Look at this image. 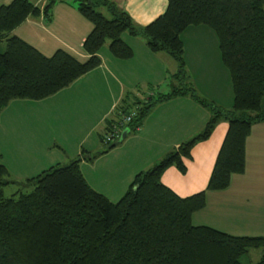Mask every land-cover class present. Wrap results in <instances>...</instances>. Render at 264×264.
Instances as JSON below:
<instances>
[{
  "label": "trees",
  "instance_id": "obj_1",
  "mask_svg": "<svg viewBox=\"0 0 264 264\" xmlns=\"http://www.w3.org/2000/svg\"><path fill=\"white\" fill-rule=\"evenodd\" d=\"M74 1L91 25L82 44L83 60L64 50L47 57L13 34L28 17H49L55 0L43 11L31 0L0 6V41L5 44L0 52V113L14 100L46 99L97 68L106 41L112 57L130 59L132 49L122 39L127 33L145 39L150 52L169 55L178 70L168 93L144 99L126 94L101 142L131 113L121 131L136 133L152 107L178 97L189 96L207 107L210 116L201 134L138 172L117 202L90 188L79 164L114 148L121 133L118 143H103L109 146L100 154L81 151L68 165L26 179L21 185L31 187L29 193L4 196L3 188L16 182L0 163V264H240L249 250L264 249V237L233 236L191 222L205 207L206 192L227 189L231 176L244 172L246 139L253 125L264 123V0H167L165 11L142 28L109 0ZM94 7L105 8L110 19ZM197 26H206L217 39L232 88L230 109L200 98L190 87L181 35ZM219 120L227 129L205 188L179 196L162 183V176L171 167L185 175L193 148L210 138ZM257 264H264V255Z\"/></svg>",
  "mask_w": 264,
  "mask_h": 264
},
{
  "label": "crops",
  "instance_id": "obj_2",
  "mask_svg": "<svg viewBox=\"0 0 264 264\" xmlns=\"http://www.w3.org/2000/svg\"><path fill=\"white\" fill-rule=\"evenodd\" d=\"M12 1L0 0V6ZM31 1L41 11L49 2ZM112 2L115 3V0ZM119 3L118 7L130 16L137 28L150 24L167 7V0H119ZM76 7L66 0H55L50 6L49 17L46 18L43 13L28 17L13 34L47 57L57 50H64L83 60L87 56L82 50V44L91 25ZM203 27H190L181 35L189 82L200 98L230 109L233 102L232 88L227 80L229 74L220 63L217 44L213 46L211 43L200 42L185 45L184 36L195 41L202 33L210 35L209 32H203L206 31ZM122 39L132 49L130 59L118 60L111 56L108 49L101 50V64L68 87L39 101L14 100L1 111L0 163L6 167L13 182L22 183L53 165L71 162L78 156L81 157V151L100 154L104 151L101 137L108 121L117 118L116 109L124 96L132 93L137 98L144 99L147 94L155 95V90L141 95L138 89L142 90V86H160L172 81V76L178 70L175 60L164 52H150L142 37L124 33ZM4 48V42L0 41V52ZM199 68H205L209 76L213 74L212 70L222 75L223 80L218 78L220 85L214 93L208 84L212 80L205 75H198ZM209 116L208 111L189 96L158 103L149 110L136 134L132 135L128 131L125 138L108 152L91 161L82 159L80 171L90 188L111 202H117L138 172L148 170L171 150L200 134ZM261 125L264 123L251 127L246 139L245 156L248 144L253 140V133L261 130L259 127L264 129ZM223 127L215 134L214 142L211 135L207 141L193 148L192 160L187 170L188 173L192 167L197 168L193 180L187 183L179 180L188 174L181 175L171 167L162 176V183L182 197L204 189L227 125ZM125 130L126 128L122 133ZM201 165L203 170L200 174ZM227 189L206 192L207 201L212 195L223 197L229 194ZM228 205L221 206L217 211L229 209ZM234 211L229 210L228 215Z\"/></svg>",
  "mask_w": 264,
  "mask_h": 264
},
{
  "label": "rangeland",
  "instance_id": "obj_3",
  "mask_svg": "<svg viewBox=\"0 0 264 264\" xmlns=\"http://www.w3.org/2000/svg\"><path fill=\"white\" fill-rule=\"evenodd\" d=\"M66 1H68L69 3H73L75 6L77 5V2H75L74 0H66ZM109 1L112 2V0H109ZM119 4H120L119 0H115V5L117 7ZM94 10L103 14V16L106 17L107 19H110L111 17L106 12L105 8L103 7H94ZM192 28H195V27H192ZM203 28L206 30L203 32H209L210 35H208V33L207 34L202 33L200 37L196 39L195 41L188 40L184 36L185 45L190 46L192 43L198 44L200 42H201L200 44L211 43L213 44V46L214 44H217V41L215 39L213 32L206 26H204ZM108 44H109V41H106L103 47L101 48V50L102 51L107 50ZM217 48H218V44H217ZM212 51L213 50L211 48L210 52ZM218 54H219V51H218ZM212 61L214 62V59H212ZM214 68L216 67L214 66ZM216 69L219 70L218 68ZM226 72L228 71L226 70ZM212 73L213 74L209 76V73L208 74L206 73L205 68H199L198 75L200 76L205 75L207 79L212 80V82H209L208 84L211 86L212 88L211 91H213L214 93L215 90L220 85L219 79L223 80V77L219 72L215 70H212ZM227 80L230 84L229 77ZM137 85L138 84H136V86ZM142 87L145 89L142 88L141 94H146L151 89L155 90L153 91L155 94L156 93L157 94L158 93H168L171 91L170 80L169 82L168 81L164 82L160 86H156V84L154 85L147 84L146 86H142ZM190 87H193L191 83H190ZM157 88L159 89V91ZM134 92H136V90H134ZM202 108L207 110L210 115V112L207 107H202ZM224 125H226V122H224L223 120L218 121V123L215 126L214 131L212 132L213 134H211L213 135L211 139L212 142H214V139L216 137L215 134L218 133L220 130H222L224 128L223 127ZM261 126H264V125H261ZM259 128L262 131L258 130L255 133H253L252 135L253 140H250V143L248 144L247 155L245 156L244 172L241 174H233L231 176L230 183L227 189L229 194L223 197L212 195V197L209 198L208 201L205 197V200H206L205 207L202 210H200L201 212L198 213L197 215L195 214L192 215L191 222L193 225L197 226V225L208 224V226L216 228L220 232L228 233L229 235H233V236L264 237V134H263L264 129L262 127H259ZM136 133H132V135ZM121 134H122V131H121ZM115 142L117 141L115 140L113 143ZM200 143H203V142H200ZM108 146L109 145L107 146L101 145L103 150L106 149ZM260 152H263V154L261 155ZM69 163L70 162L66 164L62 163V164L53 165V166L62 167V166L68 165ZM202 167L203 165H201L200 174L203 170ZM196 170L197 168L192 167L190 171L187 173L188 176L185 177L184 179H179V180H182L186 183L189 182L190 180H193V177H195ZM22 183H16L14 185H8L7 187H4L3 188L4 196L10 197L12 195H15L17 192L29 193L32 188L31 187L24 188L21 185ZM167 183L169 185V182ZM207 196L209 197L210 195H207ZM225 204L227 205L229 204L228 205L229 209L225 208L221 210L220 212H218L217 210L221 206H224ZM229 210H235V211L233 212V214L228 215ZM196 216H197V219H196ZM197 223H205V224H197ZM263 255H264V249L262 248L252 249L239 258V263L240 264H257L262 259Z\"/></svg>",
  "mask_w": 264,
  "mask_h": 264
},
{
  "label": "built area",
  "instance_id": "obj_4",
  "mask_svg": "<svg viewBox=\"0 0 264 264\" xmlns=\"http://www.w3.org/2000/svg\"><path fill=\"white\" fill-rule=\"evenodd\" d=\"M134 113H131L130 115L126 116L125 118L122 119V121L116 126H113L107 134L104 135L103 137V143L104 144H109L114 142L115 140H118L120 137L121 129L123 128L124 125L129 123L131 121V118L133 117Z\"/></svg>",
  "mask_w": 264,
  "mask_h": 264
},
{
  "label": "water",
  "instance_id": "obj_5",
  "mask_svg": "<svg viewBox=\"0 0 264 264\" xmlns=\"http://www.w3.org/2000/svg\"><path fill=\"white\" fill-rule=\"evenodd\" d=\"M126 133H128V129H126V130L121 134V137H120V139H119L118 142H121V141L125 138ZM118 142H117V143H118Z\"/></svg>",
  "mask_w": 264,
  "mask_h": 264
}]
</instances>
